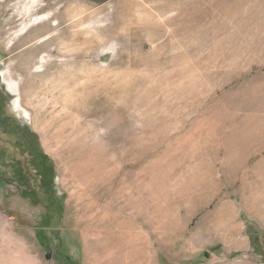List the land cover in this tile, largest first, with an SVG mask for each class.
<instances>
[{
    "label": "rangeland",
    "instance_id": "374dc122",
    "mask_svg": "<svg viewBox=\"0 0 264 264\" xmlns=\"http://www.w3.org/2000/svg\"><path fill=\"white\" fill-rule=\"evenodd\" d=\"M0 86V264H264V0H0Z\"/></svg>",
    "mask_w": 264,
    "mask_h": 264
},
{
    "label": "trees",
    "instance_id": "16d2710c",
    "mask_svg": "<svg viewBox=\"0 0 264 264\" xmlns=\"http://www.w3.org/2000/svg\"><path fill=\"white\" fill-rule=\"evenodd\" d=\"M6 99H7V95L4 93V91L0 86V130L2 132L1 134L6 138L9 137L10 138L9 140L11 141L15 140L16 142L15 145L14 142H13L14 146L11 145L14 150L17 151V149L20 148L22 154L27 153V155H30L29 157H32V159L34 160L35 156L40 155L38 154V147H37V144L39 143L37 140L38 136L35 133H32L30 130H28V128L26 130H21L20 126H18L17 123H15L14 121L11 122V119L7 117V115L3 111L5 107ZM0 153L2 154V151ZM36 160L38 161V158H36ZM38 163H35V167H34L35 169L39 167ZM41 166H42L40 167L41 179L45 180L47 173L45 171L44 166L48 167V165H46L43 162ZM15 178L17 179L16 183L18 187L21 189L22 188L21 186L23 185L22 177L15 176ZM22 195H28V193L22 192Z\"/></svg>",
    "mask_w": 264,
    "mask_h": 264
},
{
    "label": "bare ground",
    "instance_id": "6f19581e",
    "mask_svg": "<svg viewBox=\"0 0 264 264\" xmlns=\"http://www.w3.org/2000/svg\"><path fill=\"white\" fill-rule=\"evenodd\" d=\"M81 24V23H80ZM78 25V24H77ZM81 26H83V25H81ZM80 27V26H79ZM81 28V27H80ZM78 30V29H77ZM72 36V35H71ZM77 39V38H76ZM81 39L82 40H84V39H86V38H84L83 37V35H81V38L79 37L78 38V42L79 41H81ZM89 39V38H88ZM77 43V42H76ZM73 45V44H72ZM71 50V49H70ZM69 53V52H68ZM70 54V53H69ZM68 54V55H69ZM74 54V53H73ZM75 54H77V52L75 53ZM71 55H72V53H71ZM80 58V57H79ZM96 71V70H95ZM95 71L93 72L94 74H90V76H91V79H90V81H91V83H96L97 81H96V74H95ZM79 74V73H78ZM77 75V74H76ZM81 75H82V73H81ZM73 78V77H72ZM76 78H79V79H81L80 78V74L79 75H77V77ZM78 79V80H79ZM71 81V80H70ZM81 81V80H80ZM66 82V81H65ZM76 82V81H75ZM78 82V81H77ZM66 84V83H65ZM68 84H69V82H68ZM98 84V83H97ZM91 87V86H90ZM82 92H84V88L83 87H80L78 84L77 85H74L73 86V91L71 92V93H69L68 95L66 94V96L65 97H67V99H68V101H67V107L68 108H74L75 107V109H77V107L79 106V103H80V98H82ZM81 94V95H80ZM73 97H76L77 99L75 100V103H71L70 101L71 100H69V99H72ZM80 99V100H79ZM84 99H82V101H83ZM88 105V104H87ZM92 105V104H91ZM74 106V107H73ZM85 106V105H84ZM86 107V106H85ZM84 108V107H83ZM89 108V107H88ZM68 110V109H67ZM66 110V111H67ZM82 110V109H81ZM80 110V106L78 107V111H81ZM101 110V109H100ZM83 111V110H82ZM99 111V110H98ZM70 112H72V111H70ZM84 112V111H83ZM86 112V111H85ZM96 112V111H95ZM94 112V113H95ZM101 112V111H100ZM99 112V113H100ZM80 113V112H79ZM89 114V113H88ZM98 114V113H97ZM79 115V114H78ZM83 115H84V113H83ZM91 115V114H90ZM85 116V115H84ZM95 116V115H94ZM86 117H87V113H86ZM93 117V116H92ZM100 117V116H99ZM84 118V117H83ZM78 119V118H77ZM93 119H94V117H93ZM99 119V118H98ZM72 120V119H71ZM91 120L92 119H90V122H91ZM95 120H97V119H95ZM89 121V120H88ZM92 121H94V120H92ZM87 122V121H86ZM76 123V122H75ZM77 123H79V122H77ZM96 123H98L97 121H96ZM99 124V123H98ZM71 125V124H70ZM79 125V124H78ZM94 125V124H93ZM73 127V126H72ZM83 127V126H82ZM74 128H76V126L74 127ZM77 128H79L78 126H77ZM69 129H72V128H69ZM85 131V130H84ZM95 134H97V133H95ZM74 148H75V145H74ZM79 151V150H78ZM85 155V154H84ZM83 161V160H82ZM89 161V160H88ZM91 161H92V159H91ZM90 161V162H91ZM90 164V163H89Z\"/></svg>",
    "mask_w": 264,
    "mask_h": 264
},
{
    "label": "crops",
    "instance_id": "0c3cea01",
    "mask_svg": "<svg viewBox=\"0 0 264 264\" xmlns=\"http://www.w3.org/2000/svg\"><path fill=\"white\" fill-rule=\"evenodd\" d=\"M147 20H148V21H147ZM146 21L150 23V19H149V18H148V19H146ZM238 232H239V230H238V229H236L235 233H237V234H238ZM237 234H235V235H237ZM228 235H229V234H228ZM235 235H234L233 233H230V236H231V237H233V236H234V237H236Z\"/></svg>",
    "mask_w": 264,
    "mask_h": 264
},
{
    "label": "water",
    "instance_id": "95a60500",
    "mask_svg": "<svg viewBox=\"0 0 264 264\" xmlns=\"http://www.w3.org/2000/svg\"><path fill=\"white\" fill-rule=\"evenodd\" d=\"M205 257H208V254H205ZM47 258L49 259L50 258V255H48Z\"/></svg>",
    "mask_w": 264,
    "mask_h": 264
}]
</instances>
